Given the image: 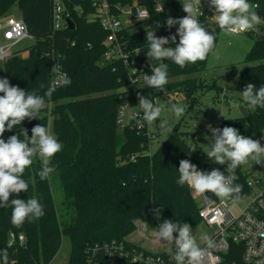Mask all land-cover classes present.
I'll return each mask as SVG.
<instances>
[{
	"label": "trees",
	"instance_id": "trees-1",
	"mask_svg": "<svg viewBox=\"0 0 264 264\" xmlns=\"http://www.w3.org/2000/svg\"><path fill=\"white\" fill-rule=\"evenodd\" d=\"M64 1L75 27L55 30L52 0H0V18L17 5L34 39L30 46L0 60V78H7L11 85L26 92L44 96L58 61L71 80L69 85L57 87L50 99L45 98L46 106L38 119H25L19 127L0 137L7 141L21 127L31 137L34 126L48 127L51 123L54 135L62 144V150L52 157L55 171L49 178L41 180L38 175L42 161L36 156L22 176L29 185L28 191L10 196V199L37 198L44 215L17 227L11 223V206L0 208V251L7 249L9 264H50L64 236L71 241L68 264H84L88 248L112 240H128L140 223L150 228H156L163 218L173 223H199L200 207L193 189L177 183L179 163L184 159L200 171L213 168L226 176L234 174L237 177L234 184L242 185L240 198L252 191L242 166L230 173L226 165L209 159L198 143V134L176 126L152 151L157 131L148 126L137 127L135 118L124 127L119 121L123 102L139 109L138 93L154 104L158 97L181 93L186 101V113L191 111L200 101V94L216 86L198 75L205 69L208 56L183 68L165 61L168 64L166 93L146 86L144 80L134 89H122L130 83L127 67L121 61L102 63L106 32L98 22L88 18L93 11L92 0ZM249 2L259 4L256 11L264 19V0ZM212 13L206 12L200 22L214 34L216 45L220 28L211 21ZM167 18L166 13L150 9L149 27L137 34H127L130 44L148 46L146 30H154L157 37L176 34L174 27L167 28ZM260 28V33L249 31L253 44L235 86L239 91L249 83L257 89L264 85V23ZM169 46L175 47L171 42ZM142 61L148 75H151L150 65L159 63L148 57ZM244 106L246 116L235 118L233 124L244 133L248 127L264 146V108L253 111L247 104ZM192 147L197 150L189 156ZM55 179L63 191L60 206L53 194ZM156 209L161 210L159 219ZM10 231L24 233L26 242L9 246Z\"/></svg>",
	"mask_w": 264,
	"mask_h": 264
},
{
	"label": "clouds",
	"instance_id": "clouds-1",
	"mask_svg": "<svg viewBox=\"0 0 264 264\" xmlns=\"http://www.w3.org/2000/svg\"><path fill=\"white\" fill-rule=\"evenodd\" d=\"M182 8L187 15L183 18L168 17L166 26L171 29L179 25L177 32L170 37H157L155 31H147L148 51L147 57L159 62L151 70V75L144 74L143 80L146 86L166 93L168 83V64L165 61L183 68L188 64L204 61L215 47V36L206 30L200 22L198 5L201 0H180ZM210 8L215 11V21L219 28L229 34L245 32L254 29L264 23V19L256 9L259 4L250 3L249 0H210ZM163 11V8L160 9ZM177 35L179 42L177 43ZM174 44L175 47L165 45ZM71 83L66 74L49 82L44 96L35 92L29 93L10 84L7 78H0V137L6 131H12L19 127L25 119H38L39 114L46 106V99H50L59 86H67ZM43 86V85H42ZM242 101L253 111L257 107L264 108V85L256 88L252 83L246 85L241 91ZM139 108L142 110V120L148 124L156 121L164 105H156L145 96L139 95ZM171 111L176 117H181L186 112V106L173 105ZM141 116V113H136ZM227 119V118H226ZM168 122L164 120L160 124L162 130H168ZM212 132V146L206 155L216 164L226 165L230 173L249 160L259 164L264 161V146L259 141L241 135L234 127L223 129L208 126ZM23 137V139H21ZM31 145V146H30ZM62 150V144L56 136L44 125H36L31 129V137L28 130L20 128L18 134L11 135L7 141L0 138V208L11 206V223L21 226L28 219H38L44 215L43 206L35 197L25 199H10L12 194L19 195L28 191V183L22 178L26 168L33 163V158L39 156L42 168L38 172L41 180L49 178L55 171V165L51 164L52 157ZM197 149L192 147L188 151L190 156ZM179 178L177 183L181 186L187 184L197 194L203 195L206 191L214 193L219 198L234 197L240 199L242 185L234 184V174L225 175L219 169H213L210 173L200 171L190 160L184 159L179 163ZM208 199L207 197H204ZM160 209H156L159 219ZM215 220V217L212 218ZM211 222V221H210ZM174 233H178L174 237ZM157 237L168 244L175 245V253L172 259L175 264H204L205 249L197 242L188 223H173L164 220L159 225ZM200 241L209 248L213 241L208 234H201ZM3 264H9L7 249L0 251Z\"/></svg>",
	"mask_w": 264,
	"mask_h": 264
},
{
	"label": "built area",
	"instance_id": "built-area-1",
	"mask_svg": "<svg viewBox=\"0 0 264 264\" xmlns=\"http://www.w3.org/2000/svg\"><path fill=\"white\" fill-rule=\"evenodd\" d=\"M91 4L93 11L88 14V18L98 22L106 32L102 41L105 48L102 63L123 62L127 67L130 83L122 89L136 88L142 84L143 75L147 74L148 68L142 60L147 57L148 46H132L127 34H137L149 27L150 9L163 13L171 9L179 14L182 3L180 0H118L115 2L92 0ZM162 8L163 11H160ZM198 8L200 17L212 11L210 19L216 22L215 11L210 8V0H201ZM3 18H0V36L4 40V43H0L1 61L14 54L15 51H12L11 46L24 38H33L22 18L12 16L5 20ZM68 18L72 19L65 1L52 0L54 29L59 30L69 26ZM174 30L177 31L175 28ZM153 67L155 66L150 65V69ZM64 74L66 72L62 69L61 63L55 61L52 80ZM126 111H130L132 115L128 123L135 118L137 127H150V124L141 118L142 110L133 109L128 102H123L119 111V121L123 127L128 124L124 120ZM136 113H141V116H136ZM215 128L223 129L224 127L218 125ZM256 141L260 142L259 139ZM255 184L258 186L257 191L253 190ZM248 185L252 187L249 194L253 195V200L237 215L230 209L234 197H218L214 200L205 193L200 195L193 190L194 197L202 201V206L199 208L201 221L212 230L210 238L213 246L209 248L205 243L201 245L206 252L204 264H264V176L262 179H256L255 183L248 182ZM245 196L247 195L242 198ZM213 217L215 220H212ZM25 242L24 233L9 232V246L23 245ZM174 253L175 249L155 252L129 240H112L88 248L84 264H175L172 259Z\"/></svg>",
	"mask_w": 264,
	"mask_h": 264
},
{
	"label": "rangeland",
	"instance_id": "rangeland-1",
	"mask_svg": "<svg viewBox=\"0 0 264 264\" xmlns=\"http://www.w3.org/2000/svg\"><path fill=\"white\" fill-rule=\"evenodd\" d=\"M251 3V2H250ZM178 14L171 9H167L166 14L172 18H183L187 15L183 11V8ZM9 16L21 18V10L17 5H14L8 13L4 16L3 20ZM260 25H257L252 29L255 33H260ZM175 29L179 25L173 26ZM250 31V30H249ZM249 31L229 34L223 32L221 29L218 33V38L215 47L209 53L205 69L198 75L205 79L208 83H214L216 86L205 89L200 94V101L198 104L188 113H184L181 117H176L171 111L172 106L175 105H186V101L181 93L170 95V97H158L155 101L156 105H164L165 110L162 111L161 116L150 124V129L157 131L158 135L153 140L151 150L154 151L158 148L160 143L170 135L176 126H179L181 130L190 131L198 134V143L206 153L211 149L213 140L212 132L209 130V125L215 128L218 125L223 127H234L235 118L242 116L241 107L245 105L242 101L241 91L235 88L238 81L241 70L246 66L244 59L247 52L250 50L253 44V36ZM0 43H4L2 36H0ZM34 43V39L27 37L22 39L17 44L11 46L12 51L22 50ZM245 108V106H244ZM246 111V109H245ZM132 115L130 111L125 113V122H129ZM227 118V119H226ZM167 120L168 130H162L160 124L162 121ZM52 134V126L49 123L47 127ZM241 135L249 137L253 140L257 139V136L250 132L247 127V131L244 133L240 128H236ZM39 157V156H38ZM40 158V157H39ZM242 169L247 173V180L255 183L257 175L264 176V161L257 164L253 160H249L247 164L241 165ZM213 168H206L204 172H211ZM53 194L55 196L56 204L61 205L63 198V191L60 183L55 179L52 183ZM257 184L253 187L254 191L258 189ZM253 200V195L249 194L239 200L233 199L230 209L234 214H238L244 208H246ZM199 207L202 206V201L197 199ZM164 220H170L169 218H163L159 221L156 228H150L143 223L138 225V229L130 234V239H134L137 245L142 246L145 249L161 252L175 249L174 244H168L167 242L161 241L157 237V231L160 224ZM193 231V235L196 236L197 242L204 244L200 241L199 237L201 234L212 233L209 226L200 221L197 224L190 225ZM174 237L178 236V233L173 234ZM129 237V236H128ZM128 239V238H127ZM71 251V241L69 237L64 236L62 239L61 247L58 253L55 255L50 264H68L69 256Z\"/></svg>",
	"mask_w": 264,
	"mask_h": 264
},
{
	"label": "water",
	"instance_id": "water-1",
	"mask_svg": "<svg viewBox=\"0 0 264 264\" xmlns=\"http://www.w3.org/2000/svg\"><path fill=\"white\" fill-rule=\"evenodd\" d=\"M67 22H68V25H69L70 28H74L75 27L74 22H73L72 19L68 18ZM241 112H242V116H246V111H245L244 106L241 107ZM255 178L256 179H262L263 175H257ZM205 194L208 195L209 197H211L214 200H217V198H218L214 193H212L210 191H206Z\"/></svg>",
	"mask_w": 264,
	"mask_h": 264
},
{
	"label": "crops",
	"instance_id": "crops-1",
	"mask_svg": "<svg viewBox=\"0 0 264 264\" xmlns=\"http://www.w3.org/2000/svg\"><path fill=\"white\" fill-rule=\"evenodd\" d=\"M128 240L131 241V242H133V243H135V242H134V241H135L134 239H130V235H129V237H128ZM135 244H136V243H135ZM139 246H140V245H139Z\"/></svg>",
	"mask_w": 264,
	"mask_h": 264
}]
</instances>
